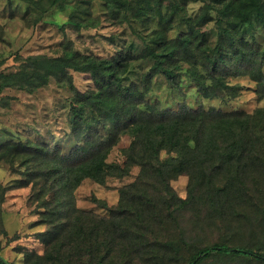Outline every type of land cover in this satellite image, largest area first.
Listing matches in <instances>:
<instances>
[{"label":"trees","instance_id":"1","mask_svg":"<svg viewBox=\"0 0 264 264\" xmlns=\"http://www.w3.org/2000/svg\"><path fill=\"white\" fill-rule=\"evenodd\" d=\"M71 1L28 0L38 12L32 24L65 12L78 34L102 22L121 28L100 35L108 53L79 51L69 39L59 56L30 55L16 70L0 72V92L32 93L55 80L72 94L65 106L70 150L44 140L0 145V166L22 170L21 186L33 185L49 228L44 253L28 255L26 264H134L136 258H148L145 264H264V108L181 103L172 110L147 98L156 76L176 89L186 75L205 99L234 100L239 86L230 79L240 77L263 99L264 0ZM95 2L105 12L93 17ZM196 2L202 6L193 15L188 5ZM143 62L150 66L139 72ZM70 72L88 74L93 87L78 90ZM123 137L129 140L121 149L124 160L108 162ZM133 168L136 177L118 189L107 216L75 206L73 191L85 180L104 186ZM182 175L188 178L185 198L171 186ZM92 202L107 209L103 200ZM184 213L215 226L218 239L188 242ZM167 219L178 230L175 239L163 240L156 230ZM203 222L199 229L207 227Z\"/></svg>","mask_w":264,"mask_h":264},{"label":"rangeland","instance_id":"2","mask_svg":"<svg viewBox=\"0 0 264 264\" xmlns=\"http://www.w3.org/2000/svg\"><path fill=\"white\" fill-rule=\"evenodd\" d=\"M74 1L80 0L71 2ZM201 6L200 2L189 4L188 11L194 15L200 11ZM90 11L96 17L102 15L105 9L95 2ZM37 13L28 4V0H0V72L16 70L22 60L30 55L59 56L62 52L61 43L69 39L74 40L75 48L79 51L105 55L108 53V42L100 35L121 31V28L102 22L97 29L82 30L78 34L68 23L65 12H54L38 24H32ZM210 26L213 30L216 29L214 23ZM148 66L150 64L147 62L137 64L139 72L143 68L148 69ZM70 74L72 84L78 90L84 91L93 87L88 74ZM230 84L239 86L238 96L224 103L220 98H202L186 75L181 77L176 89H169L165 79L156 76L152 80V90L147 98L151 102L159 101L162 107L172 110H176L181 103L193 109L213 106L224 111L239 109L252 112L256 108H264V98L258 97L255 84L248 78L230 79ZM71 95L68 87L61 88L55 80L32 93L15 88L3 89L0 92V145L9 139L44 140L61 143L65 151L70 150L74 142L69 133L65 106ZM128 144V138L123 137L112 149L107 161L122 163L124 158L121 149ZM20 171L15 172L8 164L0 166V223L4 231L0 235V259L6 264H26L28 255H42L45 251L44 234L49 230L41 222L42 210L37 208V191L32 184L21 186L24 175ZM137 173L138 168H133L129 176L122 179L109 178L104 186L85 180L73 191L75 206L107 216L108 208L117 204L118 189L132 182ZM187 184L188 178L185 175L171 181L172 188L182 198L187 197ZM92 198L103 200L107 209L100 208L92 202ZM180 218L181 227L188 232V242L202 241V244H206L218 239L217 228L200 221L199 216L184 213ZM200 222L206 224L204 230L199 229ZM156 230L160 232L163 240H168L164 236L174 239L178 237V230L168 219L163 224L156 225ZM148 260L136 258L134 264H145Z\"/></svg>","mask_w":264,"mask_h":264}]
</instances>
